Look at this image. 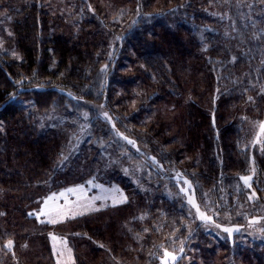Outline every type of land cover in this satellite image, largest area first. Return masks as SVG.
I'll return each mask as SVG.
<instances>
[{"label": "trees", "instance_id": "1", "mask_svg": "<svg viewBox=\"0 0 264 264\" xmlns=\"http://www.w3.org/2000/svg\"><path fill=\"white\" fill-rule=\"evenodd\" d=\"M0 8L20 56L0 51V264H55L49 233L65 238L75 264H264V198L239 207L234 186L248 167L247 129L253 184L264 191L256 137L264 0H0ZM100 65L103 90L124 111L121 160L140 171L136 180L122 167L110 176L125 195L119 203L39 221L33 213L50 192L90 177L60 169L72 135L59 115ZM180 178L197 208L206 180L216 212L200 219L179 206L167 185ZM247 205L243 219L236 210ZM177 229L188 247L177 246Z\"/></svg>", "mask_w": 264, "mask_h": 264}, {"label": "rangeland", "instance_id": "2", "mask_svg": "<svg viewBox=\"0 0 264 264\" xmlns=\"http://www.w3.org/2000/svg\"><path fill=\"white\" fill-rule=\"evenodd\" d=\"M0 51L7 53L8 56L12 58L19 59L20 57L14 39L12 38V32L6 15L1 8ZM95 70L93 79L86 82L85 85L82 86L84 88L79 90L78 95L80 97L73 99L66 112L64 110L65 118L64 115H59L60 124L64 126L66 123L70 124L68 129L66 128V133L72 135L70 137L71 150L69 149V152L64 155L60 164V169L68 170L69 167V169L78 172V174H88L90 177H87L83 182L50 192L43 199L38 211L33 213V216L37 217L39 221L51 223L49 222L50 220H56V222H60L72 216L85 214L107 205L119 203L124 200L125 195L117 189L116 184L109 182L111 180L110 176L115 173L118 168L122 167L123 170L121 171L123 173L130 175L136 180V178H134L137 177L136 172L140 171L136 170L130 172V170H128L129 168H138V165H130L121 160V157L124 156L122 150H125L124 141L120 138L121 132L126 128L125 124L123 125L121 122L124 111L115 104L114 97L110 94V87L103 90L106 87L104 83L105 76L102 73L104 67L98 66ZM82 94L89 95L90 99L83 97ZM87 104L90 105L86 106ZM70 110L72 114L68 112ZM113 122L116 123L117 128L114 126ZM262 124H264V119L259 123L256 131V137L259 139H264V131L261 129ZM244 131L243 138L245 139V143L243 147L245 152L243 155L245 156L248 167L243 169V173L238 177L234 185L236 187L235 190L241 189V192H243L241 198L242 202L238 201L239 207L247 204L256 194L264 198V191L258 193L254 187L255 185L260 190L262 189L261 185L257 183L253 184V176L255 174L254 155L249 148L252 139L248 134V130L244 129ZM105 137H108L109 141H104L103 139ZM110 140L111 142H115L116 146L114 144V146H110ZM248 141L249 143H247ZM126 165L128 168L124 167ZM242 177L249 178L247 184H245ZM200 180V189L197 192V195L202 201L201 208L198 206L200 209L195 206L197 203L195 204L191 184L184 179H178L177 184H168L167 191L169 190L170 192L168 191V193L170 195L179 199L178 205L182 208H185L186 205L188 208H197L198 216L202 219L201 216L205 215L203 211L212 213L216 212V208L211 202V193L204 192L201 189V186L209 187V184L206 180H202V178ZM81 188H83V191L79 190ZM69 189H75L76 191L69 192ZM61 193L64 195H61ZM226 193L229 194L228 191H226ZM59 209L63 211L58 213L56 210ZM250 210L251 206L247 205L243 209L236 211L241 212L243 219H246ZM231 211L230 207L226 209L227 214H230ZM183 215H185V217L181 219L184 223L179 226V229H183V227L188 229L190 224H186L188 221L187 214L183 212ZM262 228L263 226H261V229ZM179 229H177V246L180 247L185 245L188 247L189 242L187 239L189 234L186 233L185 236H180L178 234ZM48 238L51 243L55 264H75L71 247L67 244L64 237L59 234L49 233Z\"/></svg>", "mask_w": 264, "mask_h": 264}, {"label": "snow or ice", "instance_id": "3", "mask_svg": "<svg viewBox=\"0 0 264 264\" xmlns=\"http://www.w3.org/2000/svg\"><path fill=\"white\" fill-rule=\"evenodd\" d=\"M261 129H262V131H264V124L261 125ZM129 143H134V142H133V141H129ZM242 179L244 180L245 184L248 183V179H249V178H247V177H242ZM89 183H91V182H89ZM79 190H80V191H83V188H81V189H79ZM68 191H69V192H72V191H76V190H75V189H69ZM61 195H64V194L61 193ZM50 199H51V198H50ZM125 199H126V198H125ZM56 211L59 213V212H62L63 210H62V209H59V210H56ZM30 215H32V214H30ZM201 218H202V219H207V217H204L203 215L201 216ZM49 222H51V223H55L56 220H50ZM224 230H225V231H231L230 229H224ZM11 245H12V242L9 241V243H8V245H6V247H9V248H10ZM164 255H165V256H169L170 253H168L167 251H165ZM172 259L175 260L176 257L173 256Z\"/></svg>", "mask_w": 264, "mask_h": 264}]
</instances>
